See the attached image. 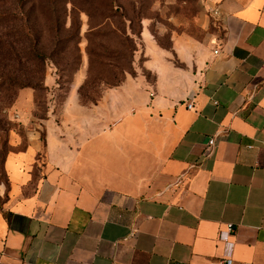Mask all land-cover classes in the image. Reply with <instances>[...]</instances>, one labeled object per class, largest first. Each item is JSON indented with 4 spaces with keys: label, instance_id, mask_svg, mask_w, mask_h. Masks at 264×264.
<instances>
[{
    "label": "crops",
    "instance_id": "0c3cea01",
    "mask_svg": "<svg viewBox=\"0 0 264 264\" xmlns=\"http://www.w3.org/2000/svg\"><path fill=\"white\" fill-rule=\"evenodd\" d=\"M205 6L170 47L143 28L136 74L96 104L77 73L61 112L9 150L0 264H264V0Z\"/></svg>",
    "mask_w": 264,
    "mask_h": 264
},
{
    "label": "trees",
    "instance_id": "16d2710c",
    "mask_svg": "<svg viewBox=\"0 0 264 264\" xmlns=\"http://www.w3.org/2000/svg\"><path fill=\"white\" fill-rule=\"evenodd\" d=\"M3 1L6 6L0 12V22L4 23L0 33V90L4 93L6 102L11 103L21 88L37 90L47 87L45 84L47 59L56 67L58 87H61L63 75L73 77L81 64V13L89 16V35L96 38L104 28H108L113 35L121 33L131 40V66L122 73L136 74L135 54L139 51V44L142 45V49L144 47L142 37L144 15L136 7L128 14L120 0H88L87 6H83L80 0ZM12 1L17 4L14 8L8 5L12 4ZM37 4L44 9V13H47L46 21L40 26L42 29L36 27L39 15L34 12V6L36 10ZM118 24H123L124 28ZM128 29L133 36H130ZM46 35L50 37L47 47L43 42ZM153 36L161 46L170 47L161 44L154 34ZM88 41V73L78 88V94L81 103L92 105L100 100L103 86L116 87L125 80V77L119 78L118 72L105 67L108 61L102 54L106 49L103 41L96 43L98 51L91 49L93 42L90 37ZM143 73L148 78L152 77L151 72L146 69H143ZM5 174L8 186L6 171Z\"/></svg>",
    "mask_w": 264,
    "mask_h": 264
},
{
    "label": "rangeland",
    "instance_id": "374dc122",
    "mask_svg": "<svg viewBox=\"0 0 264 264\" xmlns=\"http://www.w3.org/2000/svg\"><path fill=\"white\" fill-rule=\"evenodd\" d=\"M80 1L83 2V6H87L89 2L88 0ZM120 2L125 5L128 14H131L135 7L137 10H141L144 15L143 26L145 31L148 32L150 30L151 33L153 32L158 41L165 46H170L171 37L177 32L189 31L198 33L200 29L197 26L196 19L206 8L205 0H120ZM8 5H12L14 8L17 4L12 1V4L8 3ZM5 6L4 1L0 0V12L4 10ZM34 12H36L37 16H40V18L39 16L37 18L36 27L42 29L40 26H43L46 21L47 13H44V9H41L39 4H37L36 10L34 6ZM81 20V64L73 77L63 75L61 87L57 85L53 89L49 87L37 90L29 87L21 88L11 103L5 101L4 93L0 90V210H2L8 196L6 174L3 167L6 154L11 149L23 148L27 141V131L43 124L41 121L49 113L59 114L61 112L77 73H83V80L85 81L89 67L88 38L92 39L91 49L94 51L99 50L96 43L99 41L104 42L106 49L102 51V54L106 56L105 59L108 61L105 67L118 72L119 78L127 76V74L125 75L122 72L131 66V40H128L127 36L121 33L117 36L113 35L108 31V28H104L103 32L95 38L88 33L89 16L86 13H81ZM3 24V22H0V33L3 29ZM118 25L124 28L123 24ZM128 32L130 33L129 29ZM130 36L133 35L130 33ZM49 38V35H46L43 39L46 47L49 46ZM141 49L142 45L139 44V50ZM46 68V76L49 73L56 76V67L51 60L47 59ZM106 89L108 88L103 86V92ZM23 90H27V92L33 90L34 106L30 107L27 105L29 101L26 100L31 97L30 94L25 96L27 99H23V96L22 99L20 98ZM94 94L96 93H92V95Z\"/></svg>",
    "mask_w": 264,
    "mask_h": 264
},
{
    "label": "built area",
    "instance_id": "2783aa9c",
    "mask_svg": "<svg viewBox=\"0 0 264 264\" xmlns=\"http://www.w3.org/2000/svg\"><path fill=\"white\" fill-rule=\"evenodd\" d=\"M210 13H211V16H212L215 24L218 26H221L223 28V26H224L223 25V19H222V14H221L219 7L216 6V7L211 8ZM215 53H218V50H215ZM187 106H188V108H193L194 104L192 101H189L187 103ZM215 144H216V138L211 137L209 139V141L207 142V145H208L210 152H212L214 150ZM232 230H233V226L231 224H229L228 229L226 231L222 230L219 234V238L221 240H224L225 242H227L228 247H229V251H231L232 247H233V242H231L228 239ZM234 263H235L234 258L229 254L220 260L213 261L211 264H234ZM242 264H252V263L251 262H244Z\"/></svg>",
    "mask_w": 264,
    "mask_h": 264
}]
</instances>
